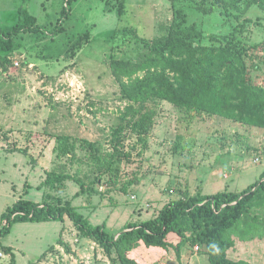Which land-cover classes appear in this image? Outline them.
I'll list each match as a JSON object with an SVG mask.
<instances>
[{
    "label": "rangeland",
    "instance_id": "rangeland-1",
    "mask_svg": "<svg viewBox=\"0 0 264 264\" xmlns=\"http://www.w3.org/2000/svg\"><path fill=\"white\" fill-rule=\"evenodd\" d=\"M173 1L127 0L125 15L119 18L106 10L104 0H0V33L14 29L21 7L36 18L38 27L15 35L16 49L11 53L0 52V73L7 71L0 74V129L10 132L5 143L0 135L6 145L0 148V194L11 185L22 190V182H31L22 165L37 166L39 180L48 171L71 175L86 189L67 181L72 188L65 183L64 195L61 192L51 200L64 203L71 195H85L75 201V205L84 202L77 211L91 225L117 234L138 222L140 212L147 220L186 195L240 193L259 181L264 172V127L177 109L164 101L149 103L156 116L145 149L132 132L133 121L127 125L124 120L131 104L121 94L112 61H145L149 51L143 41L167 37L174 23L181 21L177 9L186 15L183 28L195 26L202 33V39L194 38L199 45L220 47L233 42L251 48L264 41V8L251 0L236 8L217 0ZM123 29L132 30L119 35ZM87 32L90 42L71 52ZM246 62L254 82L264 86V53L252 49ZM18 118L23 122L16 125ZM88 120L96 126H88ZM56 125H70V134L87 137L95 146L74 141V151L63 155L55 136L65 134L66 128L54 133L51 128ZM120 127L126 138L119 156L113 132ZM252 217L231 236L234 246L229 258L264 264V207H255ZM4 248L12 249L17 264H112L103 247L83 237L71 220L16 224L0 245L4 254L0 264H13ZM202 250L188 245L182 257L170 251L163 258L151 255L143 262L210 264ZM113 257H118L116 251Z\"/></svg>",
    "mask_w": 264,
    "mask_h": 264
},
{
    "label": "trees",
    "instance_id": "trees-1",
    "mask_svg": "<svg viewBox=\"0 0 264 264\" xmlns=\"http://www.w3.org/2000/svg\"><path fill=\"white\" fill-rule=\"evenodd\" d=\"M126 1L104 0L106 10L114 12L119 18L125 15ZM180 1L174 0L173 4ZM243 1L217 0L218 3H229L233 8ZM251 3L264 8V0H251ZM175 14L181 21L174 23L167 37L143 41L149 51L145 61L132 63L113 59L111 65L121 85L123 98L131 104L124 120L127 125L133 121L132 132L145 143V149L148 147L145 138L154 126L156 116V112L149 109V103L164 101L177 109L200 111L250 126L264 127V86L254 82L246 62L252 49L264 53V41L251 48L233 42L220 47L202 46L194 41V38H203L195 26L182 27L186 22L184 11L177 9ZM37 29L36 18L21 7L14 29L6 34L0 33V52L11 53L16 49L13 42L15 35ZM128 30L131 32L132 29H123L118 33L120 35ZM90 38L87 32L79 38V48L76 43L70 51H81ZM123 130L120 127L113 132L115 154L119 156L123 155V140L126 138L122 136ZM55 138L63 155L74 151V141L82 140L88 147L95 146L86 139L68 135H57ZM67 181L77 182L82 191L86 189L85 183L75 177L54 171L47 173L45 186L51 190L62 189ZM261 206L264 207V172L259 181L240 193L224 191L206 196L186 195L171 201L156 218L129 225L116 237L108 233L105 226L91 225L70 201L62 203L61 200H51L36 204L20 199L0 217V245L1 239L9 236L16 224L71 220L83 237L94 239L103 247L112 264L116 261L120 264H144L147 257L163 258L170 251L182 257L188 245L200 251L203 249L210 264H245L229 258V251L234 246L231 236L244 222L254 219L253 209ZM4 249L12 257V263L17 264L12 249ZM114 251L118 254L117 258L113 257Z\"/></svg>",
    "mask_w": 264,
    "mask_h": 264
},
{
    "label": "crops",
    "instance_id": "crops-1",
    "mask_svg": "<svg viewBox=\"0 0 264 264\" xmlns=\"http://www.w3.org/2000/svg\"><path fill=\"white\" fill-rule=\"evenodd\" d=\"M4 70V69H3ZM4 72V73H3ZM2 73H0V74H6V70H4ZM9 114L11 113V109L9 108ZM6 111V110H5ZM6 113V112H5ZM8 113H6V114H8ZM54 114H56L57 116H59L60 115V113L58 112V111H56V112H54ZM60 117V116H59ZM62 117H63V120L65 121L66 120V117H64L63 115H62ZM23 122V118H18V119H16V125H18L19 123H22ZM88 123H89V125L88 126H90V124H92L93 126H96V124H94V123H91V121L90 120H88ZM63 127V129H65L66 128V133L64 134H61V135H68V136H73V137H77V138H81V139H86V140H89V141H91V139H89V138H87V137H82V135H77V134H74V133H72V134H70V132H69V127H70V125H64V126H62ZM62 127H60V125H56V126H54V127H52L51 129H53V131L52 132H54V133H61V131H62ZM5 128V127H4ZM13 130V129H12ZM95 132H100V129H96V130H94ZM5 133V134H4ZM6 134L7 135H10V132L9 131H7V132H4L3 130H1L0 129V135H2V141H3V143H5V139H6ZM59 135V134H58ZM9 141V140H8ZM92 142V141H91ZM94 142H97V140H95ZM2 142H0V148H5L6 147V145H4L3 143L1 144ZM6 143H9V142H6ZM10 153H14L15 154V152H11L10 151ZM8 154V153H7ZM1 160V159H0ZM8 160H10V159H8ZM41 163V162H40ZM26 170H27V173L29 174V176H30V178H31V182L28 180V182L27 183H23L22 182V184H23V188H22V190H21V187H20V189H17L15 186H10V189H7L6 190V193L5 194H0V200H2V199H4V201H3V203H2V205H1V207H4V210L2 211V212H0V217H1V215L3 214V213H5L6 212V210L10 207V206H12L14 203H16L18 200H20V199H26V200H29V201H31V202H34V203H36V204H43L44 202H46V201H51V199L52 198H57V195L59 196V194L62 192V195H64V189H65V186L62 188V189H54V190H51L49 187H46L45 186V181H46V178H47V175L45 176V178L44 179H41V180H39V179H37L36 178V174H37V171H36V169H37V166L36 167H32L33 169H28V166L27 167H25L24 165H22ZM16 169H18L17 168V166H16ZM21 170V169H20ZM49 172H52V171H48L47 173H49ZM0 174H1V172H0ZM22 177L24 178V174H22ZM1 179V178H0ZM0 182H1V180H0ZM67 184V183H66ZM70 187V188H72V185H69V184H67V186L66 187ZM73 190V189H72ZM55 191H57V192H55ZM59 191V192H58ZM73 192H74V190H73ZM75 193V192H74ZM82 194H86V193H82ZM76 197V198H75ZM82 197H85V195L84 196H82ZM82 197H79V196H75V194L72 196L71 195V197H70V199H69V201L70 202H72L73 203V205L74 206H76V207H81V206H83L84 205V202H81L80 201V203L78 204V205H75V201L77 200V199H80V198H82ZM90 197V196H89ZM81 205V206H80ZM138 208H142V207H138ZM163 207H161V208H159V211H158V213L155 215V216H153V217H151L150 219H144L143 218V216L145 217V214L144 213H142V212H140L138 215H140L139 217V220H138V222H136V223H133V224H127L123 229V231L121 232V233H123L124 231H126V229L128 228V226L129 225H138L139 223H140V221H141V223L142 222H144V221H148V220H151V219H154V218H156L157 217V215L159 214V212H160V210L162 209ZM137 212V211H136ZM143 216H142V215ZM118 216H119V214L117 215V217H116V220H118ZM109 233V232H108ZM121 233H117V234H112V235H116V237H118ZM111 234V233H110Z\"/></svg>",
    "mask_w": 264,
    "mask_h": 264
},
{
    "label": "built area",
    "instance_id": "built-area-1",
    "mask_svg": "<svg viewBox=\"0 0 264 264\" xmlns=\"http://www.w3.org/2000/svg\"><path fill=\"white\" fill-rule=\"evenodd\" d=\"M15 64H16V66H20L19 63H15ZM0 256H1V258H4V254L3 253H0Z\"/></svg>",
    "mask_w": 264,
    "mask_h": 264
}]
</instances>
